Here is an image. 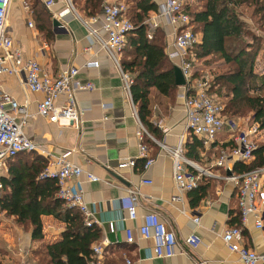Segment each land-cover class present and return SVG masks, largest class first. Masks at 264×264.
<instances>
[{
    "label": "crops",
    "instance_id": "1",
    "mask_svg": "<svg viewBox=\"0 0 264 264\" xmlns=\"http://www.w3.org/2000/svg\"><path fill=\"white\" fill-rule=\"evenodd\" d=\"M33 1L9 0L5 32L12 41V47L18 48L23 58L34 59L51 76L64 67L77 68L76 77L91 82L93 88L79 91L75 96L79 112L77 128L58 125L33 115L23 129L38 145V150L33 154L47 159V154L57 156L67 152L69 161L98 177L96 181H88L81 174L79 180L84 199L93 210V224L99 229V237L94 243L102 245V263L124 264V260L129 259L131 264H243L235 252L226 248L221 238L223 230L231 225L241 227L242 243L247 248L264 254V237L261 231L254 228L252 217L248 215L245 224L240 223L235 188L222 177L226 171L211 166L217 157V154L214 156L216 151L219 153L220 149L230 147L232 135L248 125L241 118L233 119L232 128L224 125L216 133L214 141L204 145L199 152L201 160L195 163L208 168L212 175L206 178L208 188L205 195L192 206L187 191L176 190L171 170L170 150L181 138L183 151V143L189 136L184 127L183 100L180 96L183 88L177 87L173 101L152 94L149 121L155 131H146L150 137L142 134V137L145 135L147 153L152 162L143 168L144 159L138 157L135 136L138 117L133 113L131 100L122 88L117 69L98 44L94 40L89 41L92 36L87 34L81 22V18L86 17L81 6L75 7L70 0L73 10L54 17L52 13L61 12L66 1L54 0L52 5L46 7L44 0H39L47 13V16H43L34 13L31 8ZM101 1L104 4L121 0ZM153 1L157 6L163 2ZM150 14L149 18L156 21L164 32L166 51L170 50L172 27L156 13ZM28 21L32 26L27 25ZM91 27L96 29L97 24L92 23ZM97 32L102 34L99 29ZM89 61H97L98 66L84 67ZM263 62L260 58L255 69L264 70ZM0 91L25 105L30 113L35 111L36 103L43 96L25 87L22 73L0 74ZM62 102V96L56 99V103ZM255 140L264 145V127L258 130ZM126 158L133 159L134 164L118 167L117 162ZM228 162L232 169L235 161L230 159ZM2 173L6 175V166ZM129 188H135L138 192L136 217L133 220L126 219ZM146 212L156 213L165 228L174 233L176 244L171 257L150 256L152 241L138 235L137 227ZM194 218H197L196 223L192 220ZM40 220L42 238L31 240L28 232L15 223L12 216L0 211V264L8 259L15 264H35L31 251L41 244L59 239L63 222L51 215H41ZM110 225L112 230L109 229ZM125 229L131 231V242L125 239ZM190 234L195 236L196 242L187 245L185 239Z\"/></svg>",
    "mask_w": 264,
    "mask_h": 264
},
{
    "label": "built area",
    "instance_id": "2",
    "mask_svg": "<svg viewBox=\"0 0 264 264\" xmlns=\"http://www.w3.org/2000/svg\"><path fill=\"white\" fill-rule=\"evenodd\" d=\"M65 1V8L61 12L52 13L54 17H60L63 12L73 10L70 0ZM53 2L54 0H44V5L49 7ZM8 4L9 0H0V74L19 75L22 73L25 87L31 92H40L43 96L36 103L35 111L30 113L25 105L17 103L8 93L0 91V177L3 175L7 159L18 152L38 150L37 143L27 136L23 129L29 118L36 115L48 122L77 128L79 112L75 96L79 91L93 88L91 82L81 81L76 77L78 70L73 66L64 67L58 70L55 76H51L34 59L23 58L19 49L12 47V41L5 32V15ZM125 12L126 5L123 2H107L102 4L99 13L83 17L81 22L85 26L87 34L92 36L89 41L93 42L92 40H94L117 69L122 81V88L131 100L129 94L131 78L121 70L119 64V55L125 35L132 29V24ZM155 13L156 16L164 18L172 27L171 49L167 51V57L173 65L180 69L184 78V92L181 97L183 99L185 130L203 137V143L209 145L224 125L232 128L234 124L231 120L225 119L222 115V105L213 94L208 92L209 76L204 73L197 77H191L193 69L188 61L189 50L198 41V35L192 32L189 16L183 12L182 0H163L157 6ZM92 23L97 24L96 29L91 27ZM27 25L32 26L30 21L27 22ZM156 27H158L157 22L149 18L147 38L151 37L152 29ZM97 29L102 33L101 35ZM97 66V61H89L84 64V67ZM188 89H191V92L187 95L185 91ZM60 96L63 97V102L58 104L56 99ZM130 104L136 115L132 101ZM137 122L138 128L135 131V136L138 157L144 159L143 168H146L152 160L148 156L146 145L142 143V134L149 135L138 119ZM258 130V125L254 122L245 129L235 132L231 137V146L220 149L211 166L224 169L226 175L222 177L230 181L235 188L240 223L245 224L248 215H250L254 228L261 231L264 237V166L242 173H233L228 162L232 159L247 163L252 159V150L256 143L255 136ZM170 154L172 157V178L178 192H185L195 187L199 174L212 175L208 168L200 167L182 155L181 138L177 145L170 150ZM66 155L67 152L57 156L47 154V161L40 175L55 179L56 196L68 207L78 210L83 216L85 225L89 226L93 223V210L84 199L79 177L84 174L88 181H96L98 177L88 171H83L78 165L69 161ZM133 164L134 160L131 158L121 159L117 162L118 167H127ZM142 182L149 183L144 180ZM137 196L138 192L135 188L127 189L126 219L133 220L136 217ZM175 198L178 197L175 196ZM192 220L194 223L197 222V218ZM109 229L112 230L111 225ZM137 232L140 237L152 241L150 256L161 258L171 257L174 254L175 235L171 230L165 228L156 213H144L141 216V224L137 227ZM221 238L226 248L235 252L243 264L264 262V254H258L242 243L240 226L231 225L225 228ZM125 239L128 242L132 241L129 229H125ZM185 241L187 245H192L196 239L193 234H190ZM102 258L101 243H94L86 264H103ZM124 264H131V261L125 259Z\"/></svg>",
    "mask_w": 264,
    "mask_h": 264
},
{
    "label": "trees",
    "instance_id": "3",
    "mask_svg": "<svg viewBox=\"0 0 264 264\" xmlns=\"http://www.w3.org/2000/svg\"><path fill=\"white\" fill-rule=\"evenodd\" d=\"M125 1L131 3L126 6L125 14L132 29L125 35L119 64L131 78L129 94L139 121L146 131L154 132L149 121L151 97L154 93L174 100L178 87L174 83V65L167 57L163 30L153 28L151 37L147 38L148 19L150 13L156 12L157 4L153 0L120 2ZM71 2L77 7L80 5L86 17L99 13L102 7L101 0ZM31 8L37 15L47 16L39 0H34ZM243 10L250 13L249 23ZM183 12L189 16L192 32L198 35V41L189 50L191 77L204 73L209 76L208 92L222 105L224 117L232 121L249 113L251 123L263 128L264 70L257 71L255 65L261 52L260 58L264 61V0H194L193 5L183 3ZM194 66L202 68L194 69ZM190 92L191 89L185 91L187 95ZM188 133L182 153L186 159L198 163L201 160L199 152L205 145L203 137ZM145 139L144 135V145ZM23 153L26 154L21 157ZM216 154L218 151L214 156ZM46 161L33 151L18 152L7 159L6 175L0 177V211L12 216L31 240L42 238L41 215H51L63 222L58 240L41 244L31 251L35 264H86L91 246L99 237V229L93 223L85 225L80 212L56 196L55 179L40 175ZM262 166L264 145L256 142L252 159L247 163L233 162L231 171L242 173ZM189 171L196 173L192 169ZM206 178L199 174L196 186L187 191L192 206L205 195Z\"/></svg>",
    "mask_w": 264,
    "mask_h": 264
},
{
    "label": "rangeland",
    "instance_id": "4",
    "mask_svg": "<svg viewBox=\"0 0 264 264\" xmlns=\"http://www.w3.org/2000/svg\"><path fill=\"white\" fill-rule=\"evenodd\" d=\"M182 2L184 3H187V4H190L191 3V5H193L194 4V0H182ZM126 3V4H125ZM125 5L127 6V7H129L130 6V4H129V2H126L125 1ZM75 5V7H77V5L76 4H74ZM242 14L243 15H245L246 16V21H247V23H249L250 21H249V19H248V15L250 14L247 10H243L242 11ZM151 15V14H150ZM150 17V16H149ZM253 27V26H252ZM263 28H264V26H262ZM254 28V27H253ZM252 28V29H253ZM263 31H264V29H262ZM165 36V35H164ZM262 54H263V52H261L260 53V55H259V58H258V60L257 61H260V57H262ZM214 69V71H215V68H213ZM258 71V70H257ZM182 88H183V91H182V93L184 92V87H183V85L181 86ZM181 93V94H182ZM181 94H180V96H181ZM182 98V97H181ZM183 100V99H182ZM225 119H228L227 117H225ZM235 119H238V118H235ZM229 120V119H228ZM233 120V119H232ZM241 120H243L248 126H249V123H251V121H250V114L249 113H247L246 115H244V117H242L241 118ZM245 124V125H246ZM24 154H26V153H23V154H21L20 156L22 157ZM24 158V157H23ZM4 263H9V264H15V262L13 261V260H11V259H8V260H6V261H4ZM3 263V264H4Z\"/></svg>",
    "mask_w": 264,
    "mask_h": 264
},
{
    "label": "water",
    "instance_id": "5",
    "mask_svg": "<svg viewBox=\"0 0 264 264\" xmlns=\"http://www.w3.org/2000/svg\"><path fill=\"white\" fill-rule=\"evenodd\" d=\"M173 73H174V83L177 86H182L184 84V78L182 76L180 69L176 65L173 66Z\"/></svg>",
    "mask_w": 264,
    "mask_h": 264
}]
</instances>
